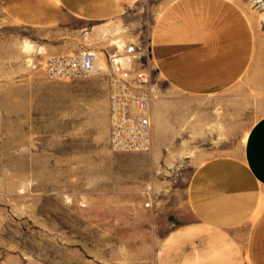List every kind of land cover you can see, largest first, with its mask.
I'll return each instance as SVG.
<instances>
[{"label":"rangeland","instance_id":"374dc122","mask_svg":"<svg viewBox=\"0 0 264 264\" xmlns=\"http://www.w3.org/2000/svg\"><path fill=\"white\" fill-rule=\"evenodd\" d=\"M170 1L138 0L108 22L66 17L44 27L0 7V264H157L171 233L194 221L190 181L210 160H230L245 187L264 195L244 159L264 117V0H230L248 18L255 50L227 91L177 92L144 59L156 90L147 152L111 150L107 76L46 73L51 56L92 51L106 68L131 46L149 52Z\"/></svg>","mask_w":264,"mask_h":264},{"label":"crops","instance_id":"0c3cea01","mask_svg":"<svg viewBox=\"0 0 264 264\" xmlns=\"http://www.w3.org/2000/svg\"><path fill=\"white\" fill-rule=\"evenodd\" d=\"M138 0H0L11 20L53 26L66 17L108 22ZM248 18L230 0H171L152 32V66L177 92L227 91L250 66L255 50ZM245 165L264 190V117L251 131ZM233 163L210 160L195 170L188 203L194 221L163 243L157 264H264V195L245 187Z\"/></svg>","mask_w":264,"mask_h":264},{"label":"built area","instance_id":"2783aa9c","mask_svg":"<svg viewBox=\"0 0 264 264\" xmlns=\"http://www.w3.org/2000/svg\"><path fill=\"white\" fill-rule=\"evenodd\" d=\"M152 52L128 48L122 56H113L100 69L98 55L82 51L76 56H51L45 62L47 75L53 80L76 79L101 73L110 80L108 91L110 148L116 153L147 152L153 145L152 104L155 86L152 72L144 59Z\"/></svg>","mask_w":264,"mask_h":264},{"label":"bare ground","instance_id":"6f19581e","mask_svg":"<svg viewBox=\"0 0 264 264\" xmlns=\"http://www.w3.org/2000/svg\"><path fill=\"white\" fill-rule=\"evenodd\" d=\"M99 33H100L99 31H96V34H99ZM116 44L119 46L118 48L124 47V44H122L121 40H115V41H113V45H116ZM26 47H27L28 50L34 48V47H33L32 45H30V44H27ZM97 66H98V68H100V69H101V68L104 69V67H105V63H104L102 60H101V61H98Z\"/></svg>","mask_w":264,"mask_h":264}]
</instances>
